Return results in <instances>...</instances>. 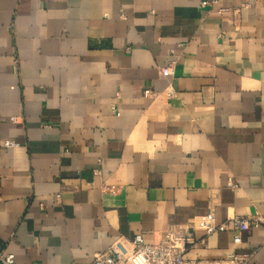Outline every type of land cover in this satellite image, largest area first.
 I'll return each mask as SVG.
<instances>
[{"label": "crops", "instance_id": "crops-1", "mask_svg": "<svg viewBox=\"0 0 264 264\" xmlns=\"http://www.w3.org/2000/svg\"><path fill=\"white\" fill-rule=\"evenodd\" d=\"M170 229L264 264V0H0L5 251L83 264Z\"/></svg>", "mask_w": 264, "mask_h": 264}, {"label": "built area", "instance_id": "built-area-1", "mask_svg": "<svg viewBox=\"0 0 264 264\" xmlns=\"http://www.w3.org/2000/svg\"><path fill=\"white\" fill-rule=\"evenodd\" d=\"M162 71L165 75L172 73L170 67H164ZM148 93L149 90H145V94ZM4 145L6 147L17 146L18 143L6 140ZM206 218L205 230L207 234L228 229L227 222L216 224L213 211H210ZM230 220L233 226L239 230H248L251 225H259V221L254 220L251 223L250 219L245 217L233 216ZM234 241L240 243L241 236L236 234ZM196 243L197 241L191 233L174 229H170L164 237L153 242L147 241L142 233H137L131 238L120 236L105 251L98 253L91 262L83 264H225L220 260L187 258L186 251ZM248 256V254L236 255L233 260L237 264H244ZM0 264H18L15 255L6 252L2 242H0Z\"/></svg>", "mask_w": 264, "mask_h": 264}]
</instances>
